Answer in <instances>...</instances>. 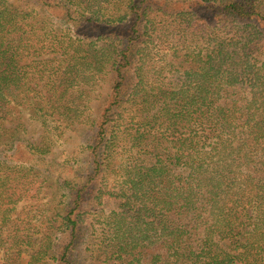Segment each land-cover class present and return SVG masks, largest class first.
<instances>
[{"label":"trees","instance_id":"16d2710c","mask_svg":"<svg viewBox=\"0 0 264 264\" xmlns=\"http://www.w3.org/2000/svg\"><path fill=\"white\" fill-rule=\"evenodd\" d=\"M78 255L264 264V0H0V264Z\"/></svg>","mask_w":264,"mask_h":264},{"label":"rangeland","instance_id":"374dc122","mask_svg":"<svg viewBox=\"0 0 264 264\" xmlns=\"http://www.w3.org/2000/svg\"><path fill=\"white\" fill-rule=\"evenodd\" d=\"M12 2V1H11ZM98 90H96L95 94L96 96H98L97 100H94L91 104H90V115L93 117L95 114H96V111L97 109L99 108V106L101 105V101L105 98L106 96V84L104 83V85L101 87L99 86L97 88ZM29 129V132H30V135L33 137L34 140H38V133L37 131H33L34 130V126H30L28 127ZM86 132L85 130L84 131H81L80 133H71L69 134L66 138H64L63 140L61 141H57L56 142V146L55 148L53 149L52 153L54 154L53 157H57L60 155V153L64 150L68 151V150H71V149H74L75 145H79V143L81 141H84L85 137H86ZM59 160V159H57ZM21 206V205H20ZM43 208L40 207V208H36L34 211H33V215L37 214V217L40 221H46L45 220V216H46V213L42 212ZM21 211V208L19 207L17 209V213H19ZM42 212V213H41ZM47 217V216H46ZM79 261L80 263L82 264L81 262V256H79Z\"/></svg>","mask_w":264,"mask_h":264}]
</instances>
